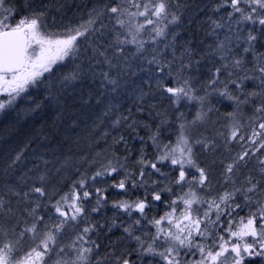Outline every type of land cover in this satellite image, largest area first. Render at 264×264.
I'll return each mask as SVG.
<instances>
[{
	"label": "snow or ice",
	"instance_id": "1",
	"mask_svg": "<svg viewBox=\"0 0 264 264\" xmlns=\"http://www.w3.org/2000/svg\"><path fill=\"white\" fill-rule=\"evenodd\" d=\"M58 3L0 0V96L5 97L0 112L20 99H31L32 111L45 102L58 104L62 90L80 82L99 81L115 91L135 68L149 72V91L139 90L136 111H144L154 80L159 95L176 110L175 140L162 143L157 126L148 137L154 158L146 159L141 149L136 172L128 170V156L85 158L95 170L81 172L62 195L49 194L47 173L5 182L0 264H264V0H98L86 19L53 30L48 21L55 20L53 8L63 7ZM189 12L195 15L189 17ZM186 22L201 34L195 47L181 37ZM69 64L71 71L57 76ZM41 88L47 96L38 102L32 90ZM213 96L234 106L225 115L226 131L211 127L218 122L211 116L218 111L211 104ZM182 102L198 106L192 120L179 111ZM244 106L252 114L242 122ZM131 111L117 117L114 126L128 122ZM156 115L161 125L168 123L167 110ZM138 126L135 120L127 123L134 138L143 141ZM114 142L127 150L124 136ZM20 159L18 154L12 163ZM165 166L175 173L169 183L179 191L157 189L159 181L152 180L151 201L145 195L113 203L128 217L139 213L123 226L126 236L121 238L136 246L121 250L109 242L102 250L93 236L104 225L91 220L107 199L104 189L94 187L98 178L123 172L112 187L127 191L129 184H148L146 169L151 170L148 177H166ZM165 192L167 201L162 199ZM93 196L95 206H86ZM152 202L165 204L163 215L149 218L146 210ZM49 208L46 218L41 210ZM113 227L115 221L107 230Z\"/></svg>",
	"mask_w": 264,
	"mask_h": 264
},
{
	"label": "trees",
	"instance_id": "2",
	"mask_svg": "<svg viewBox=\"0 0 264 264\" xmlns=\"http://www.w3.org/2000/svg\"><path fill=\"white\" fill-rule=\"evenodd\" d=\"M76 1L79 4L74 5ZM76 1L71 0L70 6L69 3L62 4L59 1L56 7H60L62 4L63 11L67 7L66 19L77 16L80 18L84 10V14H88L93 7H96V0ZM80 4L81 6L86 5L87 9L81 10ZM68 7L71 9L68 10ZM184 29H181L182 39L191 40L195 47L201 38L197 26L185 24ZM72 67L71 64L63 67L57 76L68 73ZM133 70L135 74L123 77L120 80V86L115 91H112L110 85L106 88L101 87L99 81L95 83L92 81L80 82L63 89V99L58 104L45 102L40 109L32 111L31 109L35 108V105L32 104L31 99H25L14 110L0 118V194L6 191L3 187L5 182L8 184L19 183L21 176L35 177L37 174L47 173L49 194L58 191L62 195L71 190L73 182L79 179L81 172L87 171L91 174L95 170L94 167L89 168V165L84 163L85 158L88 160L93 157L103 158L113 153L120 157L128 156V170L136 172L139 168L136 161L141 155V149H143L146 159L154 158L155 150L148 137L156 131L157 126H160L159 139L162 143H168L169 140L174 141L172 138L176 134L178 122L175 121V115L177 113L174 107H169V101L159 95L155 89L154 80L151 81L153 94L146 97L145 100L157 107L149 108L148 103H145L143 112L136 111L135 104L138 102L136 97L139 90L149 91V84L146 83L149 81V72L147 70L139 71L135 68ZM205 71V68L201 69L202 73ZM134 83H137L139 88L130 86L126 93L123 91L124 86L128 87ZM46 96L47 92L43 88L32 90V99L38 102L44 100ZM129 109L132 110L130 120L114 126L117 117L129 115ZM165 110L168 114V123L161 125V117L156 113ZM179 111H182V108H179ZM132 120H135L139 125L137 132L140 137L144 138L143 141L134 138L136 133L127 127V123H131ZM120 136H124L127 141V150L123 143L114 142ZM18 154L21 159L13 164L12 162ZM65 161H68L69 164H65ZM56 169H60V171L57 172ZM163 170L169 172V169L163 168ZM145 171L148 179L147 172L150 169ZM168 172L165 173L170 175ZM123 178V172L116 173L103 180L98 178L96 186H94L104 189V196L107 198L100 212L97 213L95 221L104 225V228L99 231L103 246L107 239L105 209L107 210L115 202L129 201L133 198L142 199L145 195H150L153 188L148 185L151 181L148 179V184L143 188H132L129 184L128 193L125 192V196H121L120 190L117 191V188L112 185ZM29 183L31 182L29 181ZM20 186L25 187L24 184H20ZM94 187L89 190L94 191ZM58 198L59 195L54 196L53 202ZM12 199L15 200V197ZM51 211L50 208L42 209L41 214L47 218V214H50ZM113 234L112 244H119L121 242L120 233L116 235L113 232ZM131 248L133 245L130 243L129 249Z\"/></svg>",
	"mask_w": 264,
	"mask_h": 264
},
{
	"label": "rangeland",
	"instance_id": "3",
	"mask_svg": "<svg viewBox=\"0 0 264 264\" xmlns=\"http://www.w3.org/2000/svg\"><path fill=\"white\" fill-rule=\"evenodd\" d=\"M60 2H62V4L63 3H65V4H67V3H69V6H70V4H71V0H59ZM70 1V2H69ZM76 1V0H75ZM18 2L19 3H23V0H18ZM46 2H47V0H46ZM79 2V1H78ZM96 3V5L95 6H98V0H96L95 1ZM76 4H79V3H77V1L74 3V5H76ZM80 6H81V4H80ZM86 5H82L81 6V10H83V9H85L86 7H85ZM63 7H61V9H60V11H56L55 9H52L51 10V16L52 17H55V20L53 21L51 18L49 19V21H48V23L50 24V25H54V27H53V30H60L61 29V27H62V25H65V24H76V23H78V22H80V20H81V18H84V19H86L87 18V13L86 14H84L85 13V10L81 13V17L80 18H78V16L76 17V18H68V19H66L65 17H67V7H66V10L65 11H63ZM71 8L70 7H68V10H70ZM87 9V8H86ZM77 13H78V11H77ZM23 14H25L23 11L21 12V15H23ZM189 17H192V16H194L195 14L194 13H191V12H189L188 14H187ZM70 16V15H69ZM71 16H73V15H71ZM185 24H188L187 22L185 23ZM187 26V25H186ZM190 33V32H189ZM191 34H193V33H191ZM130 86H135V88H139L138 87V84L137 83H134V84H132V85H129L128 87L127 86H124V89H123V91L126 93L127 91H128V89L130 88ZM249 86H251L252 87V85L251 84H249ZM251 87H249V89H251ZM0 99H5V97H3V96H0ZM23 101H25V99H20V100H17V102L12 106V107H10V108H8V109H6L4 112H0V118H2V117H4L6 114H8L9 112H11L12 110H14L18 105H20V103H22ZM210 101H211V104L212 105H214V107L218 110L217 112H213L212 114H211V116H212V120L214 121V122H216V121H218L217 123H214L213 125H211V127L213 128V131H215V130H225L226 131V129H223L222 128V126L224 125V124H226V123H228V120H226L225 119V115L228 113V112H232V111H234V106L232 105V103L230 102V101H228V100H226V99H224V98H222V97H217V96H213V97H211L210 98ZM225 104V105H224ZM180 108H182V111L185 113V116H186V118L188 119V120H192L193 119V117L195 116V113H196V111L198 110V106L197 105H195V104H185L184 102H182L181 103V105H180ZM250 107H248V106H244L243 107V111H242V113L240 114V116H239V118L242 120V122L243 121H245V120H247V118L245 119V117H246V115L248 114V112L250 111ZM176 126H177V124H176ZM172 139H174L175 140V137L174 138H172ZM164 168H166V169H168V167L167 166H165ZM13 171H15V169H13ZM34 171V170H33ZM151 171V170H150ZM164 171V170H163ZM165 172H168V171H165ZM169 173V172H168ZM174 175H175V173H173ZM113 175H115V174H113ZM148 179H150L151 181L149 182V186H153L152 185V180H158L161 184H162V186L163 187H165V186H171V184L169 185V175H167L166 177H162V176H151V177H149ZM31 183L33 182V181H30ZM94 186H96V185H94ZM172 187V186H171ZM117 191H119L120 189H116ZM128 190H129V188H128ZM128 190L127 191H122V190H120V194H121V196H125V192H127L128 193ZM177 191H179V189L177 190ZM115 193V192H114ZM113 193V194H114ZM143 193H145V192H143ZM145 197V196H144ZM143 197V198H144ZM142 198V199H143ZM147 198H148V200L149 201H151V194L150 195H147ZM170 197H169V194L168 193H163V195H162V199L164 200V201H167L168 199H169ZM137 199H141V198H133L132 200H129V201H135V200H137ZM118 201V200H117ZM123 201H125V200H123ZM158 205H160L161 207H162V215H163V213L167 210L166 209V207H165V204L164 203H161V202H152V206H151V208H154V207H157ZM86 206H95V196H93V198L91 199V201H90V204H89V202H86ZM147 211V210H146ZM136 212H133L132 214H135ZM92 215V214H91ZM139 217V213H137V215H135L134 217H130V220L132 221V219H133V221L136 219V218H138ZM132 221V222H133ZM132 222H130V224L132 223ZM141 233L139 232V234H137V235H140ZM135 247V246H134Z\"/></svg>",
	"mask_w": 264,
	"mask_h": 264
},
{
	"label": "flooded vegetation",
	"instance_id": "4",
	"mask_svg": "<svg viewBox=\"0 0 264 264\" xmlns=\"http://www.w3.org/2000/svg\"><path fill=\"white\" fill-rule=\"evenodd\" d=\"M248 87H251L248 85ZM251 109L250 111L248 112V114L246 115L245 119L248 118L249 116H251ZM236 149H234L235 151ZM175 177V175L173 173L170 172V175H169V182L171 179H173ZM170 185V183H169ZM172 187H174V190L177 191L178 188H175V186L171 185ZM157 189L163 187L162 185L160 186V182L156 185ZM178 192V191H177ZM148 212V216L149 218L155 216V217H159L160 215H162V207L160 205H158L157 207H154V208H150V210H147ZM244 213H242L243 215ZM105 218H106V232H107V239L105 241V245H108L109 242H113V232L116 233V235H118L120 233V236L121 238L122 237H125L126 234L123 232V226H128L130 224V222L132 221L130 220V217H128L122 210H119V209H116V208H113L112 206H110L107 210L105 209ZM135 215H137V213L135 214H132V217H134ZM96 216H97V213H92L91 215V220L93 222L96 221ZM113 221H115V224L117 225V227H113L111 231H108V225L112 224ZM122 225V226H121ZM142 226H143V222H142ZM139 234V231L136 232V235ZM93 239H97V241L99 243H101L102 245V250H103V240L100 239V232L96 235L93 236ZM130 243L133 245V248L134 246H136V242L134 240H121V242L119 243L120 245V249L121 250H124L125 248H128L129 249V245Z\"/></svg>",
	"mask_w": 264,
	"mask_h": 264
}]
</instances>
